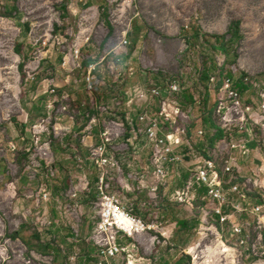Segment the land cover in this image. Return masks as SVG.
Here are the masks:
<instances>
[{
  "label": "rangeland",
  "instance_id": "374dc122",
  "mask_svg": "<svg viewBox=\"0 0 264 264\" xmlns=\"http://www.w3.org/2000/svg\"><path fill=\"white\" fill-rule=\"evenodd\" d=\"M211 76L216 86L228 77L252 109L239 118L225 102V160L230 143L244 139L238 126L250 127L259 144L247 176L233 173L237 185L250 183L246 202L228 197L225 246L215 242L216 216L194 208L201 189L192 207L174 201V184L192 169L189 153L178 150L183 157L171 166L166 190L148 195L142 188L141 174L151 181V147L142 134L133 138L125 118L126 89H165L177 80L198 152L209 145L211 121L220 123ZM142 106H130L135 128ZM103 140L116 162L107 166L108 194L143 225L154 223L132 236L119 233V253L107 262L94 241L104 199L92 152ZM262 199L264 0H0V264H264V234L250 213ZM235 221L240 235L231 233ZM174 222L183 226L164 233L170 241L163 243L161 228Z\"/></svg>",
  "mask_w": 264,
  "mask_h": 264
},
{
  "label": "built area",
  "instance_id": "2783aa9c",
  "mask_svg": "<svg viewBox=\"0 0 264 264\" xmlns=\"http://www.w3.org/2000/svg\"><path fill=\"white\" fill-rule=\"evenodd\" d=\"M127 44L126 41L123 42ZM117 54V53H116ZM121 58L117 55L114 58L115 75L120 77L122 75ZM95 85V76L88 79V86L92 88ZM208 85L216 87V113L220 116V123L217 124L219 128L225 131V102L230 101V109L239 118H244L245 112H249L251 107L243 105L240 100V95L232 87L231 80L227 77H221L216 86L215 80L211 76L208 78ZM183 87L177 80H171L167 83L165 89L159 85H154L151 88H133L126 89L125 96L127 97L126 105L127 111L125 118L131 124V132L133 138H137V134H142L149 142L151 147L150 156V175L151 181L145 182L144 175H140L139 182L142 188H145L148 195L154 194L158 189L166 190L170 186L171 166L178 164L183 157L178 150L183 151L184 147L187 152L197 158L196 165L191 170L187 178L182 182L181 186L174 191V201L180 206H191L196 203V191L201 189L203 192L198 198V205L194 207L196 211L204 215L216 216L215 222L219 230L214 227L216 241L221 242L225 246V240L222 234L225 233V224H229L230 216L225 213V208L228 204L229 195H237L242 201L248 200L247 191L245 187L250 183V180L244 179L242 186L237 185V177L233 173L237 172V160H246L249 157L250 149L247 146V139H239L236 142L230 143V148L238 152L239 157L231 154L225 160V146L218 143L214 150L206 156L199 154L190 142V132L187 123L190 113L182 109L180 98L182 96ZM157 103L156 110H150L153 103ZM143 105L136 115V121L141 127H134L133 119L131 118L132 104ZM200 103L199 97L192 96V105L197 106ZM246 125L238 126V131L242 132L246 129ZM247 131H251L247 129ZM195 135L201 136L202 130H196ZM93 150V155L96 163L101 168V174L98 179L100 194L104 201L100 206V221L96 224L94 241L101 250V254L107 262V259L114 257L119 253L116 236L119 233L125 234L124 223L119 221L118 215H124L130 221V224L135 227L138 226L141 231L150 230L154 227V223L150 225H143V223L130 215V211L123 207L122 201L117 194H108L109 187L107 166L109 164L116 165L113 158L107 156V141ZM139 150L135 153L139 154ZM227 180H226V179ZM225 184L228 185L225 188ZM49 194H45L48 198ZM239 213L246 212L245 207H233ZM250 213L257 218L258 228L264 234V199H262L257 206H254ZM121 223V224H119ZM231 233L233 235H240L243 232V227L239 222L230 223ZM128 236V235H126ZM164 237V233H161ZM99 264H105L101 261Z\"/></svg>",
  "mask_w": 264,
  "mask_h": 264
},
{
  "label": "crops",
  "instance_id": "0c3cea01",
  "mask_svg": "<svg viewBox=\"0 0 264 264\" xmlns=\"http://www.w3.org/2000/svg\"><path fill=\"white\" fill-rule=\"evenodd\" d=\"M232 87L235 90L238 91V88L233 86V84H232ZM126 100H127V97H126ZM125 114H126V111H125ZM247 129H250L251 131H247ZM218 130L220 131L221 136H219L218 138H215L214 134ZM210 131H213V132H212V134H211V136L209 138V140H210L209 145H206L204 147H199V148L196 147L197 150H198V153H200V154H202L204 156H206V152L211 153L214 150L215 143L220 142V143H224L225 144V131H224V129L219 128L216 124H214V122L211 121ZM251 132H252V129L250 127H246V129L243 131V136H244L245 139H247V146L250 149L251 154H250V157H248V160H246V161L245 160H241L239 158L237 160V163H238L237 164V168H238L237 172H238V176L240 178L247 176L249 170L251 169L250 165H252V163L254 162L253 160L256 159V154H257L256 150L259 148V144L256 143V139L253 137V135H251ZM236 135H237L236 133H233L232 136L234 137ZM183 149H184L183 150L184 155H187V153H188L187 149L185 147ZM229 153L232 156L239 157L238 152L235 151V149L230 150ZM189 155L190 156L187 155V157H186V159L188 158V160H189V162H187L188 165L189 164L191 165V167L188 168V170L193 168L192 166L195 164V161L193 160L192 155L191 154H189ZM181 173H182L183 177H186V175H187V171L186 170L181 169ZM97 179H99V177ZM177 181H179V183L177 182L176 184H174V186H176V187L178 186V188H179L182 180L181 179H179V180L177 179ZM174 186L171 188V191L174 190ZM181 224H182L181 222H174L173 223V228H171V229H169V228H161V230H162L163 233H165V236L168 237V236H170L172 229H175V230L179 229V227H181ZM165 236L162 238L163 243H167V240L170 241Z\"/></svg>",
  "mask_w": 264,
  "mask_h": 264
},
{
  "label": "bare ground",
  "instance_id": "6f19581e",
  "mask_svg": "<svg viewBox=\"0 0 264 264\" xmlns=\"http://www.w3.org/2000/svg\"><path fill=\"white\" fill-rule=\"evenodd\" d=\"M118 218L121 223H124L123 229L126 235L132 236L133 234L139 233L141 231V229L138 226L135 227L134 225L130 224V221L127 219L126 216L121 214V215H118Z\"/></svg>",
  "mask_w": 264,
  "mask_h": 264
},
{
  "label": "trees",
  "instance_id": "16d2710c",
  "mask_svg": "<svg viewBox=\"0 0 264 264\" xmlns=\"http://www.w3.org/2000/svg\"><path fill=\"white\" fill-rule=\"evenodd\" d=\"M232 27H234V24L233 23H230L229 26H228V30L230 31V29H232ZM221 48V47H220ZM222 49V48H221ZM220 49V50H221ZM218 85V84H217ZM190 96V95H189ZM219 136H221L220 134V131L218 130L215 134H214V137L215 138H218ZM181 226H183V223L181 224Z\"/></svg>",
  "mask_w": 264,
  "mask_h": 264
}]
</instances>
